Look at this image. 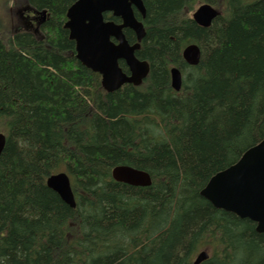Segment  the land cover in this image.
<instances>
[{
  "label": "trees",
  "instance_id": "1",
  "mask_svg": "<svg viewBox=\"0 0 264 264\" xmlns=\"http://www.w3.org/2000/svg\"><path fill=\"white\" fill-rule=\"evenodd\" d=\"M25 1L48 18L41 37L18 31L6 44L0 30V264H194L200 251L210 256L202 264H264L256 224L201 195L264 140V0H143L137 57L150 72L113 93L65 29L77 0ZM202 3L221 11L209 28L189 16ZM192 44L195 67L183 59ZM122 165L152 185L116 182ZM60 172L75 209L47 186Z\"/></svg>",
  "mask_w": 264,
  "mask_h": 264
},
{
  "label": "water",
  "instance_id": "2",
  "mask_svg": "<svg viewBox=\"0 0 264 264\" xmlns=\"http://www.w3.org/2000/svg\"><path fill=\"white\" fill-rule=\"evenodd\" d=\"M133 6L145 17L146 7L143 0H77L68 10L69 22L66 28L70 38L76 41L77 57L81 63L94 72L103 75V87L113 92L126 83H140L147 76L149 67L140 62L136 52L145 37V29L134 15ZM112 13L121 19V24L106 21L104 15ZM218 16L211 5H203L194 15V20L207 26ZM135 30L138 42L130 45L123 30ZM114 39L116 42H113ZM197 46L187 48L186 55L192 64L200 60ZM119 60H125L130 67L132 77L128 78L119 67ZM174 83H182L180 72H175ZM7 139L0 134V155L4 151ZM113 178L133 187H148L150 176L127 166H118L112 172ZM48 187L59 194L71 208L76 207L70 178L63 174L52 175L47 181ZM202 197L214 208L249 219L257 225V231L264 233V141L246 151L240 161L214 176L201 192ZM208 259L206 253L198 255L195 264Z\"/></svg>",
  "mask_w": 264,
  "mask_h": 264
},
{
  "label": "rangeland",
  "instance_id": "3",
  "mask_svg": "<svg viewBox=\"0 0 264 264\" xmlns=\"http://www.w3.org/2000/svg\"><path fill=\"white\" fill-rule=\"evenodd\" d=\"M244 1L249 4L257 0ZM198 8L199 5H197L194 11H192L193 13L189 15L191 18ZM38 12L39 11L31 8L25 0H0V30L5 31L4 42L7 44L9 39L15 35L13 32L18 31H32L34 34L38 35V37H41L39 26L42 14ZM33 17L34 20L32 21ZM208 250L210 253L212 252L210 249ZM201 252L203 251L198 252L196 255H199ZM195 259L196 256L194 257V260Z\"/></svg>",
  "mask_w": 264,
  "mask_h": 264
},
{
  "label": "bare ground",
  "instance_id": "4",
  "mask_svg": "<svg viewBox=\"0 0 264 264\" xmlns=\"http://www.w3.org/2000/svg\"><path fill=\"white\" fill-rule=\"evenodd\" d=\"M74 5V4H73ZM72 5V6H73ZM203 5H209V4H206V3H204V4H202L201 6H203ZM71 6V7H72ZM201 6H199V8L201 7ZM70 7V8H71ZM212 7V6H211ZM69 8V9H70ZM133 8H135L134 6H133ZM199 8L194 12V14H193V16H192V19L194 20V15H195V13L199 10ZM213 8H214V10L218 13V16H220V11L217 9V8H215L214 6H213ZM146 9V8H145ZM133 12H134V9H133ZM44 13H46L47 14V12H44ZM139 14L140 15H142L140 12H139ZM134 15H135V13H134ZM143 16V15H142ZM217 16V17H218ZM144 17V16H143ZM216 17V18H217ZM135 18L137 19V17H136V15H135ZM215 18V19H216ZM67 19H68V16H67ZM214 19V20H215ZM138 20V19H137ZM213 20V21H214ZM139 21V20H138ZM195 21V20H194ZM213 21H212V18H211V20H210V22H209V24L207 25V26H202V25H200V24H198L196 21V23L199 25V26H201V27H204V28H209V27H211V25H212V23H213ZM69 22V19H68V21H67V23ZM140 22V21H139ZM66 23V24H67ZM140 23H142V22H140ZM142 25H143V23H142ZM66 26V25H65ZM144 26V25H143ZM65 29H67L66 27H65ZM126 29V28H125ZM127 29H130V28H127ZM145 29V28H144ZM68 30V29H67ZM132 30V29H131ZM69 31V30H68ZM132 31H134V33L136 34V32H135V30H132ZM124 33V32H123ZM145 36H146V30H145ZM136 37H137V42H138V36H137V34H136ZM71 39V38H70ZM144 39V38H143ZM143 39H142V41H143ZM72 40V39H71ZM72 41H74V40H72ZM141 41V42H142ZM75 43H76V41H74ZM193 46H197V45H195V44H192ZM192 45H189L188 47H186L185 49H184V51H183V59H184V61L189 65V66H193V67H195V66H197L199 63H200V60H201V57H202V53L200 54V60H199V62L197 63V64H192V63H190L189 62V60H188V57H187V55H186V51H187V48H190ZM198 47V46H197ZM199 48V47H198ZM200 49V48H199ZM76 52H77V44H76ZM200 52H201V50H200ZM78 55V54H77ZM77 59H78V57H77ZM79 60V59H78ZM139 60V59H138ZM80 61V60H79ZM120 61H124L125 63H126V61L125 60H119V67L121 68V66H120ZM140 62H143V63H146L147 65H148V67H149V70H148V73H147V76H148V74H149V72H150V65H149V63L147 62V61H141V60H139ZM81 62V61H80ZM126 65H127V63H126ZM127 67L129 68V70H130V67L127 65ZM91 70V69H90ZM121 70L123 71V69L121 68ZM94 72V71H93ZM175 72H180V74H181V77H182V83H181V85L179 86V87H176V85H175V81H174V75H175ZM94 73H97V74H99L100 76H101V84H102V87H103V75L101 74V73H99V72H94ZM123 73H125L124 71H123ZM126 74V73H125ZM127 75V74H126ZM147 76L142 80V82H141V84L143 83V81L147 78ZM127 77L128 78H130V77H132V73H131V70H130V75H127ZM126 84H131V85H134V86H140L141 84L140 83H134V82H131V83H126ZM125 84V85H126ZM124 86V85H123ZM122 86V87H123ZM171 86H172V88H173V90L174 91H176V92H180L181 90H182V87H183V76H182V73H181V71L178 69V68H172L171 69ZM121 87V88H122ZM120 88V89H121ZM103 89L106 91V92H108V93H113V92H115V91H117V90H115V91H113V92H110V91H108V90H106L104 87H103ZM119 90V89H118ZM249 150V149H248ZM1 156V155H0ZM122 166H125V165H122ZM127 167H130V166H127ZM231 167V166H230ZM229 167V168H230ZM131 168H133V167H131ZM229 168H227V169H229ZM133 169H135V168H133ZM114 170V169H113ZM113 170H112V172H113ZM136 170H138V169H136ZM226 170V169H225ZM138 171H141V170H138ZM142 172V171H141ZM143 172H145V171H143ZM222 172V171H221ZM60 173H63V174H65V175H67L68 176V174L67 173H65V172H60ZM60 173H58V174H60ZM145 173H147V172H145ZM220 173V172H219ZM219 173H217V174H219ZM149 176H150V174L149 173H147ZM216 174V175H217ZM215 175V176H216ZM51 176V175H50ZM49 176V177H50ZM69 177V176H68ZM70 178V177H69ZM112 178H113V175H112ZM213 178V177H212ZM211 178V179H212ZM114 179V178H113ZM150 179H151V185H152V178H151V176H150ZM211 179H210V181H211ZM115 180V179H114ZM116 181V180H115ZM209 181V182H210ZM117 182V181H116ZM208 182V183H209ZM150 185V186H151ZM150 186H148V187H150ZM71 189H72V185H71ZM55 192V191H54ZM72 192H73V189H72ZM58 194V193H57ZM59 195V194H58ZM73 196H74V200H75V203H76V199H75V195H74V192H73ZM76 206H77V203H76ZM76 208V207H75ZM75 208H73V209H75ZM258 232V231H257ZM259 233V232H258ZM260 234H263V233H260ZM201 253H206L207 255H208V259L210 258V256H209V254L207 253V252H205V251H203V252H201ZM200 253V254H201ZM199 254V255H200ZM207 259V260H208ZM206 260V261H207ZM195 261H196V259H195ZM195 261H194V264H195ZM205 262V261H204ZM203 262V263H204ZM202 264V263H201Z\"/></svg>",
  "mask_w": 264,
  "mask_h": 264
},
{
  "label": "flooded vegetation",
  "instance_id": "5",
  "mask_svg": "<svg viewBox=\"0 0 264 264\" xmlns=\"http://www.w3.org/2000/svg\"><path fill=\"white\" fill-rule=\"evenodd\" d=\"M134 9V13H135V15H136V13H139V11L136 9V8H133ZM126 31H131L132 33H134V31H132L131 29H124L123 30V32H124V34H125V32ZM126 35V34H125ZM134 35H135V37H136V34L134 33ZM136 40H137V37H136ZM112 41L113 42H115V40L114 39H112ZM124 62V61H123ZM126 64V63H125ZM127 66V65H126ZM128 70H129V68H128ZM126 73V72H125ZM127 75H130V70H129V73H126Z\"/></svg>",
  "mask_w": 264,
  "mask_h": 264
}]
</instances>
